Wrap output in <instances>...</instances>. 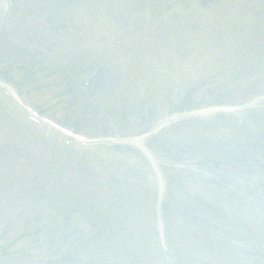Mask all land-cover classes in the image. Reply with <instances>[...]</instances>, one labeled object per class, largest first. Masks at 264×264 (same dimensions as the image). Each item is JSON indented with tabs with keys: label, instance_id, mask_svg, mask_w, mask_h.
<instances>
[{
	"label": "rangeland",
	"instance_id": "obj_1",
	"mask_svg": "<svg viewBox=\"0 0 264 264\" xmlns=\"http://www.w3.org/2000/svg\"><path fill=\"white\" fill-rule=\"evenodd\" d=\"M140 1L89 6L84 0H14L7 19L10 3L0 0V42L16 51L7 56L13 62L0 59V77L12 80L24 99L46 104L38 105L62 116L74 131L102 141L78 152L51 145L42 150L28 128L27 143L20 137L25 130L11 132L5 125L13 122L0 100V128L10 132L0 129V264H78L77 258L100 263L99 254L87 252L111 247L134 248L116 264L128 263L135 252L142 264H264V18L245 16L254 5L264 8V0H171L164 7L155 0L161 7L156 12ZM219 14L240 15L244 22L237 28L228 22L223 29L237 32L223 37ZM232 39L244 43H238L244 53L246 42L254 45L241 67L234 62L242 50L222 52L233 46ZM131 60L137 69L133 77ZM162 65L166 82L156 85L153 95L150 80L143 88ZM139 67L146 69L145 77ZM137 75L143 80L141 99ZM86 80L87 94L80 87ZM70 88L76 90L72 97ZM46 92L57 96L56 103H68L61 116L55 103L42 97ZM217 104L246 107L162 124L173 106L196 111ZM80 109L82 116L76 114ZM139 135L145 137L137 144L121 141ZM33 143L41 149L34 158ZM9 165L26 180L15 190ZM168 174L174 189L166 197ZM29 182L41 186L37 195L65 186L78 211L74 220L47 227L50 218L62 219L63 205L33 218L32 206L21 201L35 200L30 188L25 190ZM210 194L217 197L214 205L201 199ZM87 222L96 224L92 232L101 237L89 247L81 240Z\"/></svg>",
	"mask_w": 264,
	"mask_h": 264
},
{
	"label": "bare ground",
	"instance_id": "obj_2",
	"mask_svg": "<svg viewBox=\"0 0 264 264\" xmlns=\"http://www.w3.org/2000/svg\"><path fill=\"white\" fill-rule=\"evenodd\" d=\"M95 78H97V77H95ZM102 88H103V87H102ZM59 107H60V108H62V106H61V105H59Z\"/></svg>",
	"mask_w": 264,
	"mask_h": 264
}]
</instances>
